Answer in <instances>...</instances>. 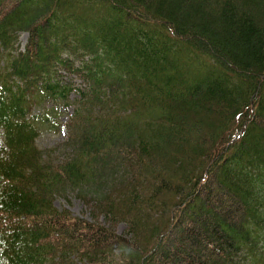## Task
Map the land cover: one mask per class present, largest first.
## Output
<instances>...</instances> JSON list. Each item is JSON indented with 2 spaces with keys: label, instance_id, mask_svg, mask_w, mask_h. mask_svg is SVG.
<instances>
[{
  "label": "trees",
  "instance_id": "obj_1",
  "mask_svg": "<svg viewBox=\"0 0 264 264\" xmlns=\"http://www.w3.org/2000/svg\"><path fill=\"white\" fill-rule=\"evenodd\" d=\"M0 138V264H264V0H0Z\"/></svg>",
  "mask_w": 264,
  "mask_h": 264
},
{
  "label": "rangeland",
  "instance_id": "obj_2",
  "mask_svg": "<svg viewBox=\"0 0 264 264\" xmlns=\"http://www.w3.org/2000/svg\"><path fill=\"white\" fill-rule=\"evenodd\" d=\"M27 34H23L20 38L21 40V47L23 48L26 41H27ZM68 111V110H67ZM49 114V113H48ZM71 114V110L68 112H61L59 116V125L58 126H49L46 125L41 126L40 128V135L37 139V145L42 151H51L58 146H60L65 139V125L68 121L69 115ZM53 114H49L48 118H51ZM3 139L0 138V142ZM63 155V153L60 151H57L53 154L54 158H60ZM54 204L57 209L63 210L67 209L69 210L74 216L79 218H85L87 220H90L89 214L86 212V208L81 201L79 197H77L76 193H67L63 196L56 197ZM118 233L128 238L126 233V224L121 223L118 227ZM127 256L126 250L122 246L114 247L108 256L109 262L111 264H123Z\"/></svg>",
  "mask_w": 264,
  "mask_h": 264
}]
</instances>
